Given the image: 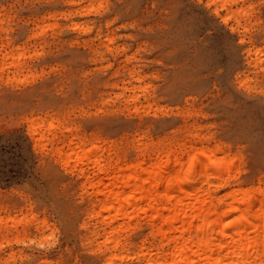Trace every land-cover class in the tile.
I'll list each match as a JSON object with an SVG mask.
<instances>
[{
    "label": "rangeland",
    "instance_id": "rangeland-1",
    "mask_svg": "<svg viewBox=\"0 0 264 264\" xmlns=\"http://www.w3.org/2000/svg\"><path fill=\"white\" fill-rule=\"evenodd\" d=\"M209 2L0 0V264H139L122 249L109 261L93 190L31 120L97 132L130 156L134 139L167 143L195 125L264 173V3L217 1L216 16Z\"/></svg>",
    "mask_w": 264,
    "mask_h": 264
},
{
    "label": "bare ground",
    "instance_id": "bare-ground-1",
    "mask_svg": "<svg viewBox=\"0 0 264 264\" xmlns=\"http://www.w3.org/2000/svg\"><path fill=\"white\" fill-rule=\"evenodd\" d=\"M229 16L240 24L244 15ZM30 122L32 135L43 141L48 132L55 155L73 164L93 190L89 206L111 230L105 240L113 252L109 261L122 249L139 264H264V173H256L254 156L238 154L195 125L188 136L167 143L148 135L134 139L130 156L123 144L97 132L58 134L50 122ZM228 220L235 223L225 229Z\"/></svg>",
    "mask_w": 264,
    "mask_h": 264
},
{
    "label": "snow or ice",
    "instance_id": "snow-or-ice-1",
    "mask_svg": "<svg viewBox=\"0 0 264 264\" xmlns=\"http://www.w3.org/2000/svg\"><path fill=\"white\" fill-rule=\"evenodd\" d=\"M262 3H264V0H262ZM205 6L208 8L209 11H211V10L213 9V7H215V8H216V12H215L214 14H215L216 16H220V15H222V14L220 13V11H219L221 5H220L219 3H217V0H210V2H209L207 5H204L203 3L200 4V7H205ZM224 6H225V7L228 6V5H227V2H225V5H224ZM101 8H103V4H101ZM231 19H232V18H231L230 16H229V17H225L224 20H223V23L227 24V23L229 22V20H231ZM232 31H233V32H236L237 29L234 27V28H232ZM239 43H240V44H244L245 41H244L243 39H240V40H239ZM199 155H200V156H204V153L201 152V153H199ZM196 159H197L196 155H193V156L191 157V162L188 164V172H191V171H192V169H193V164L196 162ZM211 163L215 165V164L217 163V161L212 160ZM230 171H231V170H230ZM230 171H229V175H230ZM229 211H230V212H236L237 210L234 209V208H230ZM227 214H228V213L226 212L225 215L227 216ZM240 219H244V217H240ZM234 223H235V221L228 220L227 222H223V227H224L225 229H229V228H231V227L233 226ZM46 239L48 240V244L45 245L44 243H40V244L38 245L39 248L43 249V248H45V247H51V246L54 244V242H55L54 231H53V234H47V235H46ZM16 243L19 244L20 241L17 240ZM33 244L35 245V244H36V241H33ZM3 246H4L3 244H0V247H3ZM69 264H71V262H69ZM216 264H219V261H216Z\"/></svg>",
    "mask_w": 264,
    "mask_h": 264
}]
</instances>
